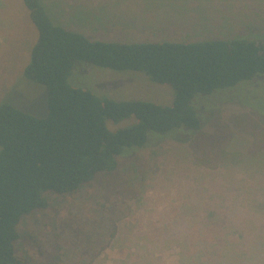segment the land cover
<instances>
[{"label": "trees", "instance_id": "trees-1", "mask_svg": "<svg viewBox=\"0 0 264 264\" xmlns=\"http://www.w3.org/2000/svg\"><path fill=\"white\" fill-rule=\"evenodd\" d=\"M23 2L38 31V39L23 74L28 81L46 88L49 113L47 117L40 118L9 102L0 101V264H30L18 253L22 236L20 226L30 215L48 209L52 196L79 195L98 184L100 191L97 198L104 204L94 210L90 217L84 214L78 219L72 217L64 222L65 226L60 232L64 244L59 246L53 240L50 249L40 256L43 261L35 263L68 264V259L79 257L83 263L92 264L114 242L118 243L128 235L119 233V224L132 213L136 201L144 203L142 192L148 176L154 171V165L142 169L137 155L154 142L148 143V133L151 131L175 139L184 136L183 139L188 141L193 131L202 130L205 123L192 104L195 96L210 95L216 90L235 87L264 74V38H252L254 33L251 32L234 38L210 37L185 42L93 40L83 33L66 28L62 23H55L45 0ZM160 3L164 7L176 9L165 11L161 17L163 21L172 18L173 24L178 27H182L184 21L190 18H184L185 5L202 7L201 1L198 5L190 0ZM113 7L106 6L111 11H114ZM172 12L173 16L170 15ZM207 20L209 27V23H217L219 19L215 17L214 21ZM255 20L258 21L256 17ZM99 22L109 23L106 20ZM200 25L198 23L196 27ZM201 28L195 30L201 31ZM203 32L198 34L202 35ZM77 62L115 71L144 72L151 81L171 86L175 90L174 101L172 105L163 106L145 100L99 97L90 90L70 83L69 78ZM131 117L137 121L131 126L116 130L108 126V123L119 124ZM215 130L221 132L220 128ZM251 134L243 133L254 141L256 136ZM225 136L228 137V134ZM249 145L250 142L238 143L234 132L224 145L221 144L219 158L234 166V162H229V159L235 155L237 165L251 167ZM130 147L140 151L132 153ZM119 158L132 159L136 166L130 179L117 177L120 171ZM239 171L246 175L244 181L240 180L241 186L244 182L250 183L251 174L258 172L251 173L249 169ZM207 180L203 175L201 183ZM220 180L217 174V181ZM229 182L228 191L240 192L234 199L233 209L227 208L230 207L228 196L214 198V195L203 194L202 199L207 203L203 206H206L205 213L208 216L198 219L215 220L219 211L225 208L234 217L227 236L238 234L243 244L228 241L229 250L226 246L224 249L232 252L209 262H203L205 249L200 250L194 259L184 253L181 264H251L256 260L260 264L264 263V234L257 235L256 240L248 243L247 231L244 230L247 234L243 232L235 220L246 216L242 212L244 208L251 212L254 208L257 219L264 218V190H251L249 187L239 190L235 180ZM251 192H258L255 194L258 201L255 200L254 204L243 200ZM196 207L186 205L183 214L197 221L193 217L199 213ZM256 229L259 230L254 233H260L264 228L261 226ZM129 237L132 247L141 254L136 264H155L154 251L144 237H140L138 232L132 239ZM243 245L248 248L246 254L240 252L244 251Z\"/></svg>", "mask_w": 264, "mask_h": 264}, {"label": "rangeland", "instance_id": "rangeland-1", "mask_svg": "<svg viewBox=\"0 0 264 264\" xmlns=\"http://www.w3.org/2000/svg\"><path fill=\"white\" fill-rule=\"evenodd\" d=\"M100 1L102 0H45L50 11L55 14L53 16L50 12L55 23H62L70 30L85 33L93 40L185 42L210 37L234 38L249 35L251 32L254 33L252 38H264V21L259 22L264 20V0H190L196 5L201 1L202 7L185 5L184 18H190L184 21L182 27L174 25L172 18L167 19L170 21H163L159 13H153L142 21L128 19V16L138 12L141 7H152L158 11V8H164L161 1L173 3L176 0ZM99 4L105 7L115 5L112 22L100 24L95 18H90L96 12L94 7ZM168 9L172 10L173 7L168 6ZM170 15L173 16V12ZM215 17L219 19L217 23H209L208 27L207 19L214 21ZM202 20L205 21L203 24ZM198 23L201 25L196 27ZM200 27L201 31L195 30ZM204 28L206 32H203ZM200 32L203 34L199 35ZM37 39L38 31L23 0H0V101L9 102L28 114L44 118L49 113L46 88L28 81L23 74ZM69 80L72 85L90 90L99 97L145 100L163 106L172 105L175 98V90L171 86L151 81L144 72L115 71L87 62H77ZM192 104L205 125L200 131H193L188 141L183 139L184 136L175 139L150 131L148 143L154 141L150 146L139 150L140 152L138 148L130 147L132 153L139 152L137 156L140 158V167L147 169L154 165L155 172L148 176L142 192L144 203L135 200L132 213L119 224V233L125 232L128 235L118 243L114 242L92 264H136L141 254L132 247L128 236L132 239L137 232L154 251L155 264H181L184 253L194 259L203 249V262H209L232 252L224 249L226 246L229 250L228 241L242 243L238 234L227 236L228 227H231L234 217L225 208L219 211L215 220H202L198 217L208 216L205 213L206 206H203L207 204L202 199L203 194L214 195V198L228 196L230 207L227 208L233 209L235 192L228 191L227 187L231 180H235L236 186L240 184V180L244 181L246 175L240 169H249L251 173L258 171L251 174L250 185L254 182L258 185L264 184V153L258 156L257 163L251 167L237 165L235 155L229 159V162H234V166L219 158L221 144L224 145L229 135L234 132L238 143L250 142L248 155L251 158L264 152V74L235 87L216 90L210 95L197 94ZM136 122L131 117L119 124L108 123V126L111 130H116ZM218 128L221 129L219 133L215 130ZM201 132L203 133L200 134ZM243 133L249 136L253 133L256 139L250 140ZM119 162L120 171L117 177L130 179L136 167L132 159L119 158ZM220 169L222 172H218ZM217 174L221 177L220 181H217ZM203 175L208 180L201 183ZM99 191L100 186L94 184L79 195L52 196L48 209L36 212L22 221L19 256L25 262L35 264L43 261L41 255L50 249L53 240L59 246L64 244V237L60 233L65 226L64 222L73 219L72 217L78 219L84 214L90 217L94 210L104 204L97 198ZM250 197L253 200L251 204L256 203L255 196ZM189 204L198 206L196 208L199 213L193 216L197 221L183 214L184 207ZM248 211V208H244L242 212L246 216L235 220L243 232L250 234L245 232L246 241L251 243L257 239V235L264 234V229L260 233H254L261 224L264 226V218L258 220L254 208L252 212ZM130 227L132 228L129 229ZM243 248L244 251L240 252L246 254L248 248L246 245ZM67 262L85 264L79 257L68 259ZM251 264H260V261L256 260Z\"/></svg>", "mask_w": 264, "mask_h": 264}, {"label": "crops", "instance_id": "crops-1", "mask_svg": "<svg viewBox=\"0 0 264 264\" xmlns=\"http://www.w3.org/2000/svg\"><path fill=\"white\" fill-rule=\"evenodd\" d=\"M100 2H102V1H100ZM94 9L96 10V12H95L94 16L91 15L90 18H95L97 21H104V20H106V21L112 22V14H113L114 11L109 10L108 8H106L105 6H103L101 4L96 5L94 7ZM165 11L169 12L170 10L168 9V7L159 8L158 11L152 10L150 8L141 7L140 10H138V12H133L130 16H128V19L129 20L142 21L144 18H146L149 15H152L153 13H159L160 15H162ZM118 13H120V11ZM124 18H125V16H124V13H123V20H124ZM83 34L86 35L85 33H83ZM98 40H100V39H98ZM135 42H140V41H135ZM262 150H264V148ZM263 153L264 152H262L260 155H255L253 158H251L250 161H251L252 164L251 163L250 164L255 166V164L258 161V156L259 157L262 156ZM259 166L262 167L260 165V162H259ZM236 187H239L240 188L239 190H241V188H246V187L247 188L249 187L251 190H253V189L259 190V191L260 190H264L263 189L264 184L258 185L255 182L253 184H251V185L248 182H244V185L243 186H241V183H240ZM255 194H258V192L257 193L249 194V196H245V198L243 200L246 201V202H252L253 200L250 197V195L255 196ZM262 194H264V192H262ZM239 195H240V192L239 191H236L235 192V198L238 197ZM240 198H241V196H240ZM254 200L258 201L257 198H254ZM262 200H264V197H263ZM256 201H254V202H256ZM261 226L264 228V226L262 224H261ZM261 226H259V227L261 228Z\"/></svg>", "mask_w": 264, "mask_h": 264}]
</instances>
